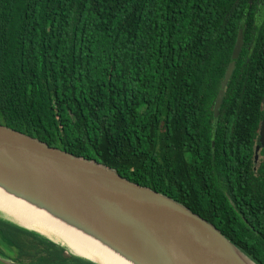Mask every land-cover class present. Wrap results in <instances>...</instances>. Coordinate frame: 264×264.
I'll return each mask as SVG.
<instances>
[{
    "label": "trees",
    "instance_id": "obj_1",
    "mask_svg": "<svg viewBox=\"0 0 264 264\" xmlns=\"http://www.w3.org/2000/svg\"><path fill=\"white\" fill-rule=\"evenodd\" d=\"M261 1L0 0V125L176 201L264 264ZM0 258L92 264L2 218Z\"/></svg>",
    "mask_w": 264,
    "mask_h": 264
},
{
    "label": "water",
    "instance_id": "obj_2",
    "mask_svg": "<svg viewBox=\"0 0 264 264\" xmlns=\"http://www.w3.org/2000/svg\"><path fill=\"white\" fill-rule=\"evenodd\" d=\"M259 12L264 14V0L259 4ZM241 45L242 29H238L213 102V115L222 101ZM261 113L254 163L259 148L264 150V96ZM0 184L95 232L138 264H247L245 260L252 263L211 224L176 201L131 183L107 167L49 147L3 125ZM0 218L66 249L1 214ZM0 264L15 263L0 258Z\"/></svg>",
    "mask_w": 264,
    "mask_h": 264
},
{
    "label": "bare ground",
    "instance_id": "obj_3",
    "mask_svg": "<svg viewBox=\"0 0 264 264\" xmlns=\"http://www.w3.org/2000/svg\"><path fill=\"white\" fill-rule=\"evenodd\" d=\"M0 214L64 246L70 253L97 264H138L95 232L0 184ZM245 260V259H244ZM247 264H252L245 260Z\"/></svg>",
    "mask_w": 264,
    "mask_h": 264
}]
</instances>
